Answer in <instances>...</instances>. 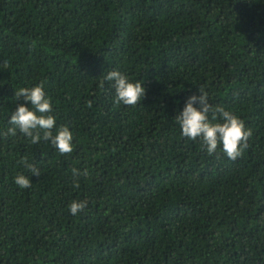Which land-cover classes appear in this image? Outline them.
<instances>
[{"label":"trees","instance_id":"16d2710c","mask_svg":"<svg viewBox=\"0 0 264 264\" xmlns=\"http://www.w3.org/2000/svg\"><path fill=\"white\" fill-rule=\"evenodd\" d=\"M41 82L73 152L0 135V264H264V0H0V133ZM198 90L252 130L237 159L181 135Z\"/></svg>","mask_w":264,"mask_h":264},{"label":"clouds","instance_id":"9594fccd","mask_svg":"<svg viewBox=\"0 0 264 264\" xmlns=\"http://www.w3.org/2000/svg\"><path fill=\"white\" fill-rule=\"evenodd\" d=\"M104 79L111 82L114 89V103L133 107L141 104L145 89L140 82L130 81L126 75L115 69L109 71ZM198 91L200 95L193 94L188 97L182 111L174 116L181 135L192 141L199 139L208 155L216 154L219 151L228 159H237L248 147L247 142L252 136V130L246 128L244 121L230 110L210 105L208 94L203 90ZM21 97L26 103L30 102L31 107H26L24 104L17 105L9 119L11 126L0 135L16 136L19 132L31 144H38L41 141L49 142L61 155L71 154L73 152V134L66 125L56 126V118L51 114L52 104L44 91L43 82L32 87H21L14 92L15 100ZM194 104H198L199 107H194ZM89 106H91L90 102ZM209 113L212 114L211 119ZM53 129H55V134H53ZM19 163L28 169L31 176L39 177L41 175L40 169L29 164L26 158H21ZM72 173L76 177L88 175L87 170L81 173L75 168L72 169ZM14 183L21 189L32 186L29 177L24 174L16 175ZM86 206V200H73L69 205V211L75 216L82 212Z\"/></svg>","mask_w":264,"mask_h":264}]
</instances>
